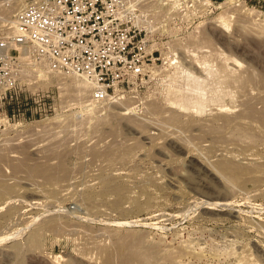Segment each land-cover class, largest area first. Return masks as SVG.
I'll list each match as a JSON object with an SVG mask.
<instances>
[{"label":"rangeland","instance_id":"374dc122","mask_svg":"<svg viewBox=\"0 0 264 264\" xmlns=\"http://www.w3.org/2000/svg\"><path fill=\"white\" fill-rule=\"evenodd\" d=\"M218 1L139 0L159 61L110 102L77 91L78 78L28 88L49 92L55 111L0 135V264H264V127L213 124L264 101V0ZM198 60L209 103L173 113ZM127 110L131 126L115 114Z\"/></svg>","mask_w":264,"mask_h":264},{"label":"built area","instance_id":"2783aa9c","mask_svg":"<svg viewBox=\"0 0 264 264\" xmlns=\"http://www.w3.org/2000/svg\"><path fill=\"white\" fill-rule=\"evenodd\" d=\"M22 1L16 21L0 25V135L17 118L55 111L49 92L28 90L41 76L86 81L91 101L106 103L159 61L147 50L139 0Z\"/></svg>","mask_w":264,"mask_h":264},{"label":"bare ground","instance_id":"6f19581e","mask_svg":"<svg viewBox=\"0 0 264 264\" xmlns=\"http://www.w3.org/2000/svg\"><path fill=\"white\" fill-rule=\"evenodd\" d=\"M3 1H5V0H0V8L2 7L3 9H5L3 12H4V15L5 14H7V15H11V17L10 18H8V19H6L5 20V17H0V20H5L4 22L5 23H11V24H13L15 21H16V18H17V16H18V14L20 13V10H21V8H22V6H23V2H22V0H6V4L7 5H4L5 7H3V6H1V5H3ZM20 1V2H19ZM167 1V0H166ZM168 1H175L176 2V4L175 5H177L179 2H180V0H168ZM21 2H22V5H21ZM5 4V3H4ZM241 4V3H240ZM240 4H239V6H240ZM1 8V9H2ZM243 8V7H242ZM2 10H0V12H1ZM2 13V12H1ZM0 13V14H1ZM0 16H2V14L0 15ZM255 16H256V14H255ZM13 18H15V19H13ZM13 19V20H12ZM257 20V19H256ZM262 22V21H261ZM149 23V22H148ZM263 23L264 22H262V25H263ZM256 26V25H255ZM151 27V26H150ZM152 28V27H151ZM263 31H264V28H263ZM191 55V54H190ZM173 56V55H172ZM174 56H175V54H174ZM173 56V57H174ZM193 56V55H192ZM169 57V56H168ZM191 57V56H190ZM192 58V57H191ZM166 59V58H165ZM185 60V59H184ZM193 60H195V59H193ZM192 60V61H193ZM233 60V59H232ZM189 61V60H188ZM190 62V61H189ZM230 62H232V61H230ZM234 62L236 63L237 62V60H234ZM174 63V62H173ZM176 63V62H175ZM183 63H184V61H183ZM195 63H196V66H195V64L194 65H192L191 64V67H189L188 66V68L187 69H184V73H186V75L188 76V78L191 80V82L192 83H194V85H193V87H192V83H188V88H187V91L188 92H190V93H193L194 94V96L192 95H190V93H188L187 91L185 92V91H180L179 90V93L178 92H176L177 93V95H175L176 97H175V99H172V97L174 96V95H172V97H170L172 100H167V101H169L168 103H169V106L168 107H170V108H172V110L174 111L173 113H176L175 112V110H177V111H184V112H186V111H188L189 112V106H191L192 107V109H193V107H196V106H199V107H202V109H203V107H204V103L205 102H208L209 103V101H204L205 99L203 98V96L201 95V91H199V86L197 85H195V84H197V83H199V82H203L204 81V78H203V76L204 75H206V74H204L203 75V73H204V71H203V69L206 67V66H204L203 65V63L202 62H200L199 60L196 62L195 61ZM237 64V63H236ZM234 65V64H233ZM186 67V66H185ZM206 69V68H205ZM224 70V69H223ZM207 71V70H206ZM205 71V72H206ZM225 73V70L224 71H222V73ZM207 73V72H206ZM209 74V73H208ZM211 74V73H210ZM226 74V73H225ZM227 74H231V72H229V73H227ZM228 75V76H229ZM242 76H243V74H241ZM241 75L238 77L237 75H233L234 76V80H236L235 79V76H237V78H240L241 77ZM249 75V74H248ZM247 75V77H249V76H254V74H251L250 73V75L248 76ZM50 76V75H49ZM207 76V75H206ZM211 76V75H210ZM227 76V75H226ZM231 76V79L233 78L232 77V75H230ZM252 76V77H253ZM244 77V76H243ZM243 77H241L240 79H241V81L245 84V83H247V82H249V84H250V82H252V81H254V79H255V77H254V79L252 80V78L251 77H249L250 79H246V81L247 80H249V81H247V82H245V81H243L244 79H245V77H244V79H243ZM207 78V77H206ZM227 78V77H226ZM225 78V79H226ZM79 80V79H78ZM206 80V79H205ZM252 80V81H251ZM77 81V80H76ZM82 82H76V88H78V90L77 91H79L80 93L81 92H83V93H85V95H87V93H88V91H89V89H90V86H89V84H88V82H86V81H83V80H81ZM226 82H227V80H225ZM72 82V81H71ZM221 82H223V81H221ZM225 82V83H226ZM240 83V85L241 84H243V83ZM72 83H75V82H72ZM204 83V82H203ZM202 83V84H203ZM224 83V82H223ZM222 83V84H223ZM236 83V82H235ZM235 83L233 84V85H235ZM239 83V82H238ZM253 83V82H252ZM66 84V83H65ZM68 84H70V83H68ZM200 84V83H199ZM228 85H232V84H230L229 82L227 83ZM249 84L247 83V85L249 86ZM246 85V84H245ZM67 86V85H66ZM195 86H196V88H195ZM70 87V86H69ZM241 87V86H240ZM202 88V87H201ZM206 88V87H205ZM208 88V87H207ZM206 88V89H207ZM243 88V87H242ZM67 89V88H66ZM65 89V90H66ZM71 90V89H70ZM74 90V89H73ZM202 90V89H201ZM204 90V89H203ZM202 90V91H203ZM207 90H209V89H207ZM207 90H205V91H207ZM69 91V90H68ZM174 91V90H173ZM178 91V90H177ZM199 91V92H198ZM210 91V90H209ZM209 91H207V93H209ZM74 92H76V90L74 91ZM79 92H78V95L80 96V94H79ZM201 92V93H200ZM77 93V92H76ZM171 93V92H170ZM175 93V94H176ZM206 93V92H205ZM89 94V93H88ZM215 94V93H214ZM84 95V96H85ZM221 95V94H220ZM224 95V94H223ZM223 95H222V97H223ZM227 95H231V94H227ZM78 96V97H79ZM81 96H82V94H81ZM211 96L213 97V95L211 94ZM215 96V95H214ZM225 96V95H224ZM86 97V96H85ZM82 98H84V97H82ZM209 98V96L208 97H206V100ZM219 98H221V97H219ZM234 98V97H233ZM118 99V98H117ZM120 99H122V97H120L118 100H120ZM169 99V98H168ZM211 100H212V98H210ZM231 99V98H230ZM215 100V99H214ZM214 100H213V102H214ZM264 100V99H263ZM248 101H251L250 99L248 100ZM256 101H258V100H256ZM117 102H119L120 103V101H116V102H113L114 104L115 103H117ZM247 102V101H246ZM262 102V103H261ZM260 102V100H259V103H261V105H264L263 104V102L264 101H261ZM167 103V102H166ZM252 103H254V102H252L251 101V103L249 102H247V104L246 105H243L244 106V109H243V111L240 113L239 112V114H237V115H233V114H231L230 116L227 114V115H221V113H220V116H216V118L213 120V124L215 123V125H216V122L217 123H219L220 122V125H221V127H230L231 128V126H233V127H241V125H242V122H240L241 120H246V119H252V120H256V121H258L259 120V123H261V125H263V127H264V111L263 112H261V110L260 109H258L259 111H257L256 110V108H255V106L252 104ZM258 102H256V103H254L255 105L257 104ZM259 103L257 104V105H259ZM112 104V103H111ZM206 105H207V103H205ZM193 105H195V106H193ZM223 105H221V107H222ZM167 107V108H168ZM224 107V106H223ZM223 107H222V109H223ZM93 108V107H92ZM95 108V107H94ZM169 108V109H170ZM225 108V107H224ZM258 108V107H257ZM196 109V108H195ZM197 109H199L198 107H197ZM221 109V108H220ZM219 109V110H220ZM221 109V110H222ZM226 109V108H225ZM171 110V111H172ZM191 110V109H190ZM218 110V109H217ZM218 110V111H219ZM228 110H229V108H228ZM263 110H264V107H263ZM128 111V110H127ZM160 111V110H159ZM203 111V110H202ZM162 112V111H161ZM170 112V111H169ZM197 112V111H196ZM200 112V110H198V112L197 113H199ZM172 113V112H171ZM178 113V112H177ZM180 113V112H179ZM201 113V112H200ZM219 113V112H218ZM261 113H262V115H261ZM114 114V113H113ZM115 114H118L119 116H123L122 118H124L125 120H124V122H126V126H131V122H132V125H133V119H129L128 118V115L127 114H129V111H128V113L127 112H120V113H115ZM114 114V115H115ZM118 115H115V117H117ZM127 115V116H126ZM177 115V114H176ZM125 116V117H124ZM112 117H114V116H112ZM173 117V116H172ZM176 117V116H175ZM121 118V117H120ZM120 118H119V120H120ZM121 118V119H122ZM214 118V117H213ZM213 118H211V120H205V121H207L208 123H209V121H212V119ZM118 119V118H117ZM171 119V118H170ZM173 120H175V119H173ZM53 122L54 121H52L51 122V124L53 125ZM121 122H123L122 120H121ZM204 122V121H203ZM244 122V121H243ZM56 122H54V124H55ZM206 123V122H205ZM208 123H207V125H208ZM240 123H241V125H240ZM245 123V122H244ZM243 123V124H244ZM136 124V123H135ZM201 124H204V123H201ZM210 124H211V126L213 125L211 122H210ZM205 125V124H204ZM220 125H218V126H220ZM6 127L7 128H10L11 127V125H7L6 124ZM96 129H97V127H96ZM234 165V164H233ZM232 164H229L228 162H227V164L226 163H223V164H221L220 165V168H221V170H223V171H227V172H230V171H233V172H235L238 168H236V166H233ZM13 166V165H12ZM243 167V166H242ZM42 169V168H41ZM246 169V168H245ZM46 170V171H45ZM34 172H35V170H33ZM38 172H40L41 170L40 169H38L37 170ZM47 169H45L44 168V170L42 171V174H45L48 178V180H52L53 178H52V176L51 175H49V171H48V173H47ZM239 171V170H238ZM246 171H247V169H246ZM4 186V185H3ZM8 187V186H7ZM6 187V191H9V190H11L12 188L9 186L8 188ZM14 190V189H13ZM13 199V198H12ZM12 199H10V200H12ZM225 198H223V200H224ZM227 200V199H226ZM7 202V201H6ZM33 201H31L30 203H32ZM221 202V201H220ZM10 203V202H9ZM38 202L37 201H35L34 202V204H37ZM33 204V203H32ZM208 204V203H207ZM8 205V204H7ZM211 205L212 206H215V205H221L222 207L223 206H227V205H229V202L228 201H224L223 203H219V202H214V203H211ZM216 207V206H215ZM215 211H216V209H214Z\"/></svg>","mask_w":264,"mask_h":264},{"label":"trees","instance_id":"16d2710c","mask_svg":"<svg viewBox=\"0 0 264 264\" xmlns=\"http://www.w3.org/2000/svg\"><path fill=\"white\" fill-rule=\"evenodd\" d=\"M213 1H215V2L219 3V1H218V0H213Z\"/></svg>","mask_w":264,"mask_h":264}]
</instances>
